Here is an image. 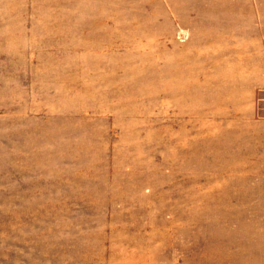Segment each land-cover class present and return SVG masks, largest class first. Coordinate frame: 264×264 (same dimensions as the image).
Instances as JSON below:
<instances>
[{
	"label": "rangeland",
	"instance_id": "1",
	"mask_svg": "<svg viewBox=\"0 0 264 264\" xmlns=\"http://www.w3.org/2000/svg\"><path fill=\"white\" fill-rule=\"evenodd\" d=\"M0 264H264V0H0Z\"/></svg>",
	"mask_w": 264,
	"mask_h": 264
}]
</instances>
